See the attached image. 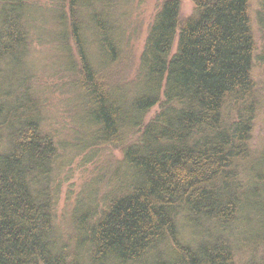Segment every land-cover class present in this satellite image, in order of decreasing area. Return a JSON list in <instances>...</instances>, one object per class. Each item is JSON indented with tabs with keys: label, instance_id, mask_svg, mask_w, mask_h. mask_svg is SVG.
<instances>
[{
	"label": "trees",
	"instance_id": "1",
	"mask_svg": "<svg viewBox=\"0 0 264 264\" xmlns=\"http://www.w3.org/2000/svg\"><path fill=\"white\" fill-rule=\"evenodd\" d=\"M27 1L4 0L0 18V264H264L256 0H192L186 19L185 0H162L126 86L108 71L126 52L131 0H68L70 28L61 13L58 36L67 52L71 36L78 52L92 140L123 148V159L110 163L102 205L73 210L61 245L50 185L59 144L18 71L29 48ZM252 219L262 230L245 232L244 252L227 232ZM204 223L218 224V235L186 241L182 229L193 235Z\"/></svg>",
	"mask_w": 264,
	"mask_h": 264
},
{
	"label": "rangeland",
	"instance_id": "2",
	"mask_svg": "<svg viewBox=\"0 0 264 264\" xmlns=\"http://www.w3.org/2000/svg\"><path fill=\"white\" fill-rule=\"evenodd\" d=\"M3 1L0 0V18L5 8ZM161 3L162 0H131L129 9L126 10V27L129 31L125 35L126 52L120 63L108 71L113 83L126 86L135 80L150 25ZM27 4L31 12L28 16L29 48L22 59L24 66L18 67V71L29 80L28 85L35 93L36 100L41 103L45 134L59 144L58 168L52 175L50 185L57 213L55 243L61 245L67 241L73 223L71 214L75 208L79 205L85 208L102 205V199H105L109 192L107 179L111 175L110 163L117 164L123 159V148L106 143L95 144L92 140L93 127L88 122L90 114L85 111L87 96L77 88L81 71L78 52L71 36L67 35L68 39H65L69 52L58 36L61 13L64 16L65 29L67 26L70 28L68 0L60 4L56 0H28ZM261 4L264 7L262 0L253 2L252 15L257 39L256 79L261 91L254 121V139L257 141L264 140V10L260 11ZM16 6L17 4H14L12 9ZM193 11V1L185 0L182 6L183 18L190 17ZM97 47L95 41L91 51L98 50ZM158 111L159 106L153 109L148 117L153 118ZM1 146L0 142V151L4 145ZM119 186L120 184L113 183L114 190ZM92 192H96L97 196L92 198ZM241 215L240 213L238 219ZM257 222L252 219L250 226L242 224L236 231L230 229L227 235L240 245L242 251L249 252L252 246L248 239L245 240V232L251 233L253 230L250 229L262 230V226ZM219 228L221 227L218 224L204 223L201 230H192L193 235L187 228L182 229V232L186 241L197 245L208 240L216 232L218 235ZM244 243H248V248L244 247ZM250 256H257V252Z\"/></svg>",
	"mask_w": 264,
	"mask_h": 264
}]
</instances>
